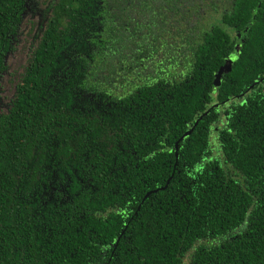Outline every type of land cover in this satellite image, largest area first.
<instances>
[{
    "label": "trees",
    "instance_id": "obj_1",
    "mask_svg": "<svg viewBox=\"0 0 264 264\" xmlns=\"http://www.w3.org/2000/svg\"><path fill=\"white\" fill-rule=\"evenodd\" d=\"M51 7L0 113V264H264V0Z\"/></svg>",
    "mask_w": 264,
    "mask_h": 264
},
{
    "label": "rangeland",
    "instance_id": "obj_2",
    "mask_svg": "<svg viewBox=\"0 0 264 264\" xmlns=\"http://www.w3.org/2000/svg\"><path fill=\"white\" fill-rule=\"evenodd\" d=\"M56 0H30L27 3L13 50L9 52L7 69L0 76V113L7 112L15 97L16 85L24 71L32 48L39 40ZM184 264L189 260L185 257Z\"/></svg>",
    "mask_w": 264,
    "mask_h": 264
},
{
    "label": "flooded vegetation",
    "instance_id": "obj_3",
    "mask_svg": "<svg viewBox=\"0 0 264 264\" xmlns=\"http://www.w3.org/2000/svg\"><path fill=\"white\" fill-rule=\"evenodd\" d=\"M30 1V0H29ZM30 2H28V4H29ZM47 21V20H46ZM45 25H46V23H45ZM45 25L43 26V28L45 27ZM43 31V30H42ZM42 34V33H41Z\"/></svg>",
    "mask_w": 264,
    "mask_h": 264
}]
</instances>
